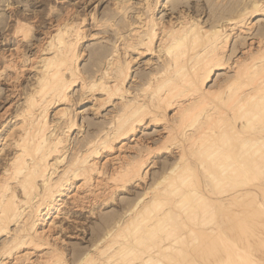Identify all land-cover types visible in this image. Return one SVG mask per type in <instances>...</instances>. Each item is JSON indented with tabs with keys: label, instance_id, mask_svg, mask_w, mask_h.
I'll return each mask as SVG.
<instances>
[{
	"label": "bare ground",
	"instance_id": "1",
	"mask_svg": "<svg viewBox=\"0 0 264 264\" xmlns=\"http://www.w3.org/2000/svg\"><path fill=\"white\" fill-rule=\"evenodd\" d=\"M252 1H254V0H252ZM144 2L147 3V1H145V0H144ZM263 2L264 1H262V4H263ZM161 3H162V0H151V2L149 1V3H147V4L144 3V4L147 5V8L151 11L155 8H158V6H160ZM142 4H143V2H142ZM249 4H250V2H249ZM252 5L255 6V10H254L253 15H255L257 13H263L264 12L263 5H261L259 2H258V4L252 3ZM143 7H146V6H143ZM72 9H73V7H72ZM243 10H244V8H243ZM68 11H70V10H68ZM156 11H158V10H156ZM179 11H181V10H179ZM174 12H176V11L174 10ZM183 12L178 13V14H180V16L178 15L179 18H177V16H176L174 19L169 20V23H167V24L160 21L152 12H151V16H149L148 18L140 19L139 24L135 23V24H138V26H135L134 28L130 29V31L128 32V35L126 34L127 37L123 38L124 43H123L121 53H118V48H115L113 51L111 50L112 52L110 54H107L109 52L106 53L105 51H100L98 53V56L105 58L104 64L102 66L98 67L95 71L93 69V72L90 70L92 73H90V75L87 74L88 76L83 75L81 73L82 71L78 67V63H79L78 59H79L80 54H81L80 50H79V46L82 43V40L87 35V34L86 35L84 34L85 30L81 29V27L78 26L83 21V19L80 20V23L79 22L74 23L70 20V18H69L70 16L67 15L68 14V12H67V14H64V16L61 19L59 18L60 20L57 19L58 21L55 24L51 25L50 32L47 33V36L45 38H43V40H42L41 45L43 47H39L41 49L39 51L40 53H38L39 55L36 56L37 60L35 61V64L33 61V64L31 65V69L32 68L35 69L34 70L35 75L32 76L34 78L33 85L30 83L31 87L29 86L30 90L28 89L29 92L27 94H25L26 96L22 101L21 110L18 107L19 108L18 111H20L17 114L18 116H15L13 122L12 123L10 122L9 125L7 127H5V130H3V132L0 133V154L2 152H4L3 151L4 149H10L11 150V156L7 155V158L5 159V164H4V166L2 165L3 169L0 172V238L3 237L1 239V242H0V264H69L70 262H72L74 260L76 262L75 264H136V263H134L136 261H139L138 264H148V263H154V262L156 263L158 261L156 258L158 256V254H156L157 252L161 253L162 250L165 251L164 249L169 250L168 248H170V250H171V247H173L171 242L167 243L165 246H159L160 244L156 245L154 248L151 246H148L149 247L148 251L150 254H148L147 259L146 258L143 259V258H141L142 256H141V252L139 249L140 243L137 242V243H139V248L137 247L138 244L135 243L136 239H138L139 236L142 237L141 235H143L144 233H148V235H149L153 231L152 228H155L159 225V223H158L159 221H157L158 225L154 224L155 227L153 225H151V222L153 220H156V219L159 220V215H160L161 211H164L167 213L171 210V208L176 209L175 207L168 206V205H167L168 207L165 209V207L163 206V202L158 198L152 199L149 203L146 202L147 204H145V203L142 204L141 207H140V205L142 203L141 202L142 198L141 199L139 198V200H135V201H128V205H130V209L127 211L128 212L127 215H125V216H127L128 221L126 220L127 222L124 225L126 227V230H124V231H129L130 232L129 235L131 237H129V235L127 233L128 236H126V241H124V242H123V240H122V242L118 241L120 243H118L119 244L118 247L117 246L115 247V248H117L116 253H114L115 251H113V255H111L109 257H106V258L104 257V251H105L104 248L105 247H103V245H104V243L107 244V242H109V240L106 241L107 238L111 237L119 229L123 230L122 225L124 223H123V219H121V218H124V216L121 218H118L115 221V223L113 224L116 227L114 228L112 226L113 228H111V229L107 228L106 224L103 221H100V226L97 229L96 240H95V243H93L94 245L91 248L86 247V246L85 247H83V246L79 247V246H75V245H72V246L69 245L70 246L69 248H71V249H69V251L72 252L71 253L72 257L70 258V256H69V258L71 260H69V258L67 257L68 256L67 254L70 253V252L66 251L67 250L66 247L68 244L63 245V242H64L65 238H72V239L78 238V239H80L81 242H84L83 240L85 239L84 237H85V234L87 232V227H86V225L79 223V220L81 218L85 217L84 214L87 213L88 217H94L95 215L97 217L98 212L96 213V211L98 208H103L105 206H108L110 203L115 202V200L117 198L116 197L117 191H119V190L124 191L128 185L136 183L139 180L144 181L145 175H147L146 170L149 166H152L151 164L153 163V161L150 160V158H148V157L145 158V156H147V155H145L144 158H142V156H140V158L137 157L138 158L137 160H127L122 154V152L130 146L129 145L128 147H126L127 141H135V142L137 141V138L135 137V135H138L136 133L140 130V128H142V127L145 128L149 125H157V124L163 123V125H165V126H163V129H168L166 131L167 132L169 131L168 134L171 135L173 127H170L169 125H166V124L169 122L170 118L172 116H174L176 118V120L179 119L180 121L188 118L189 119L188 123L190 121V123L192 124V127L193 128L195 127L196 130H199L202 127L203 128L204 127H208V128L212 127L214 129L215 126L220 127V128L222 126L220 136L221 137L226 136L225 138L228 139L229 130L232 127V123H231L232 118L225 111L224 112L223 111L221 112L219 110L211 111V110H213L212 108H208L206 110L204 109L205 108L204 106L210 102V99L212 97H215V95L217 97V94L214 93L215 91H213L212 89L211 90L207 89L205 82L210 79L211 75H213V73L216 70L224 68L225 62L222 61V57H223L222 55H224L223 51L227 47L226 44L228 43L227 41H228L229 35L233 29H239L240 32L244 31L243 28L247 27V26H245L246 20H243L246 15L245 14H244L245 16L243 15V17H244L243 19L240 18V17H242V15L239 17L240 19L238 18L236 20H233L234 18L233 19L230 18L231 21L228 20L229 22L227 21L224 24H221V25L219 24V26L217 28L215 27L216 29L214 28V29L209 31V30H206L205 28H204L205 29L204 30L202 27H199L198 26L199 24L195 22L196 20L195 21L192 20L190 17H188V15L183 14ZM246 12L248 13V11H246ZM65 13H66V11H65ZM170 17H172V15ZM84 20H85V18H84ZM251 23H253V22L251 21ZM26 24L27 23H25V25H23L22 23H20L18 21L17 24L15 25L18 28L15 27V28H17V30L13 29V31H16V33L20 32V37H19V35L16 37L15 36L16 33L14 35V37L16 39L19 37L17 40H21L22 37L24 36V33L26 35V32H24L25 28H26L25 27ZM248 25H251V24H248ZM28 26H27V29L29 28ZM248 27H250V26H248ZM201 29H203V30L201 31ZM99 32H101V31H99ZM245 33H247V32H245ZM94 36H95L94 34H90V37H94ZM235 36H236V34H235ZM200 37L202 39L201 41H199ZM120 38H121V35L119 36L118 39H120ZM16 39H14V40H16ZM262 39L264 40V38H262ZM22 41H24V40L22 39ZM248 41H250V40H248ZM257 41H258V39H257ZM259 41H261V40H259ZM7 42H8V40H7ZM116 42H118V41H116ZM15 43H17V42H15ZM38 43L40 45V42H38ZM103 43H105V42H103ZM252 43H255L253 38L251 39V41L248 44H252ZM152 45H154V46H152ZM254 45H253V47H254ZM259 45H260V43H259ZM115 46H116V43H115ZM17 48H18V45L16 44L15 49H17ZM20 49H22V48H20ZM244 49H247V48H243V50ZM250 49H251V46H250ZM12 50H14V49H12ZM150 52L153 53V55L156 57L157 62H158V63H156L157 66L153 67L155 64L150 60V58L148 60L146 59V62L144 63V65H145L144 69L148 70V72H145V74H140V77L142 80H144L145 85L143 86V88L141 90L139 88V91H140L139 93L134 92L133 90H130L128 88L129 86H126V84L128 82H130V80L131 81L135 80V79H133V77L131 75L132 74L131 73L132 67H133V65H135V63H138V61L142 57H144L145 54H148ZM9 54H11V53H9ZM17 54H18V50H17ZM19 54H20V50H19ZM14 55H15V53L13 54V57H14ZM34 55H35V53H34ZM34 55H32V56L34 57ZM252 55H253V53H252ZM9 56L11 59L12 55H9ZM15 57H16V55H15ZM243 57H244V55H243ZM1 58H2V56H1ZM29 58H31V57H29ZM32 58H31V60H33ZM256 58H257V61H254V62L250 61L251 59L253 61V58H251L249 60L250 64H247L244 62L242 63V61H240V64H237L238 66H237V68H235L236 72L238 73L241 69L245 70L246 71L245 73H248V71H250V73L251 72L257 73L259 71H260V73H261V71L263 72V70H264V54L262 53ZM6 59H7V57H6ZM18 59H21V58L18 57ZM18 59L16 58V60H18ZM156 59H155V61H156ZM29 61H30V59H29ZM9 62H11V61H9ZM5 63H3V64H5ZM22 64H20V65H22ZM226 64H227V62H226ZM243 64H244V66H243L244 68L243 67L241 68V65H243ZM8 66H10V67L12 66V68H13V66L15 67L16 64L11 62ZM6 68H8V67H6ZM22 68L20 66L18 72L20 71V69L22 70ZM28 68H30V67H28ZM25 69H26V67H25ZM235 69H233V71ZM15 70H16V67H15ZM16 71H14V72H16ZM83 72H84V70H83ZM236 72L234 74H237ZM243 73L244 72L242 71V74ZM262 78H264V76ZM212 79H213V77H212ZM236 79H238V78L236 77ZM74 85H79V89H80L81 94H80L79 99H77L78 101H76L75 104L72 102L74 105V106L73 105L71 106L72 109L70 111H68V108L66 106H63V107L61 106L60 108L56 109L55 105L57 106V105L66 104V103L68 104L69 101L71 102V97H72L71 89H72V86H74ZM228 88H230V86ZM228 88L226 87L227 91L230 90ZM250 88H251V90L249 91V93H247V95L245 94L246 97L243 96L245 98V100H243V101H240V100L235 101V99H234L235 96L231 93L234 96V97L233 96L231 97V98H233L234 102L231 101V104L229 106L227 105L228 107L224 104L225 105L224 107L227 109H230V111H232V109L236 110L235 109L236 107H239L240 109H241V107H244L245 110H243V112L245 111L244 114L247 115V113H249L247 110H249V108L251 110V108L254 105L256 106V104L252 103L251 101H252L253 97L255 96V93L259 92V90L261 89L260 87L256 86L255 84ZM261 91H262V89H261ZM238 97H239V95H238ZM258 97H260V96H258ZM261 97H260V99H261ZM115 99L117 101H115ZM185 99H188V100L184 102ZM236 99H237V97H236ZM229 100H228V103H229ZM249 100H250V102H249ZM257 100H256V102H257ZM224 101H222V102H224ZM253 101H254V99H253ZM88 102L90 103L89 105H91L92 112L98 117L101 115V112L103 111L102 109H104L105 105H107V104H111V105H113L114 108L116 107L117 109H116V112L114 114L111 113L108 125L104 126V125L95 124V129L92 130L93 132L90 134L88 133L87 136L83 137L82 140L77 142V143H79L78 146L75 147V145H72L71 134L74 130L81 132V134L83 133L84 124L82 122L77 124L76 120L80 117V115L82 114V111H83V110H80V107L82 105H84L85 103H88ZM52 106L55 107V109H56L53 112V115H55L59 121H62L61 123L56 122V121L52 122L51 120H49V116H50L49 110H50V108H52ZM111 109H112V107H111ZM169 110H171V112H172L171 115L167 114V111H169ZM108 112H110V111H107V113ZM2 113H4V112H2ZM232 113H233V111H232ZM234 114H235V112H234ZM262 114L264 116L263 111H262ZM245 115H244V117H245ZM248 115H247V117H248ZM255 115L256 114L251 113L252 118L255 117ZM257 116H259V115H257ZM232 117H233V115H232ZM241 118H242V116L240 117V119ZM245 119L246 118H244V120ZM258 119H259V117H258ZM247 120H249V119H246V121ZM106 121H108V120H106ZM186 121H187V119H186ZM233 121H235V120L233 119ZM184 123H186V122H184ZM0 124H2V123H0ZM89 124L93 125V123H91V122H89ZM172 124L175 125L173 122H172ZM177 126L179 127V124H177L175 126V129L178 128ZM160 127H161V125H160ZM245 127L247 130L248 126H245ZM1 128H2V125H1ZM239 128L241 129V127H239ZM232 129L233 128H231L230 132L235 133L236 130L233 131ZM262 129H260V130L262 131ZM178 130H180V128ZM163 131H165V130H163ZM183 131H185V130L183 129ZM202 131H205V130H202ZM160 132L161 131H159V133ZM177 132H176V134H177ZM188 132H186L184 134L182 132V134L187 135ZM236 133H238V132L236 131ZM204 134H206V133H204ZM209 134L212 135L211 131L208 133V135ZM172 135L174 137V133ZM196 135L198 136L197 138H199V136L201 134H196ZM237 135H239V134H237ZM237 135H236V139H238ZM263 135H264V133H263ZM161 136H162V134H161ZM165 136H166V133H165ZM190 137H188V138H190ZM213 137L209 136V138H211V139ZM140 138H139V140H140ZM152 138L154 139V137H152ZM182 138H183V136H182ZM206 138H208L207 135H206ZM232 138H233V136H232ZM202 139L204 141L205 138H202ZM202 139H201L200 145L204 146V144L208 143L209 145L211 144L210 146H213V145L215 146V144L212 141H210L212 143H209L208 140H206L208 142H205V143L203 142L204 143L203 144ZM233 139L236 140L235 138H233ZM257 139H259V137ZM262 139L264 141V137H262ZM142 140L143 139H141V141ZM164 140H166V139H164ZM213 140H215V138H213ZM260 140H261V138L259 139V141ZM145 141H146V143H148L150 141L149 137H145ZM169 141H171V138ZM186 141H189L187 139V137H186ZM199 141H198V145H199ZM232 141L230 142V145L233 144ZM253 142H254V139H253ZM253 142L247 140V141H243L242 143L238 142V145L235 144L234 147L232 146L233 148H235L236 153H238V154H236V155H238V158L243 157V159H244V157H245L244 155H248V153H250L249 151H252V146L255 143H257V142H254V143ZM138 143H140V142H138ZM165 143H166V141H165ZM217 143H218V141H217ZM223 143H225V141ZM185 144H186V142H185ZM192 144H189V146L187 148L183 147L181 149V152H180V155H179V158L177 159V161H184V159H187V155H190L194 158V157H198L202 153L201 152L202 151L201 146L199 148L193 147L194 145L190 146ZM132 145H133V143H132ZM134 145H136V144H134ZM82 146H85V148L82 149L81 148ZM147 146L149 148V144ZM162 147L164 148V146H162ZM208 147H207V145H205V147H203V148H208ZM208 149H210V148H208ZM230 149H232V148H230ZM258 149L255 147L253 154ZM169 150H170V148L165 146V148L162 149L161 152L164 153V152H168ZM128 151H130V150H128ZM145 151H147V147H145ZM155 151H158V150L155 149ZM159 151L157 152V154L159 153ZM204 151H205V149H204ZM217 151H218V149H217ZM217 151H216V149H214V150L211 149L209 151L206 150V153L209 152L207 155L210 157L212 155L214 156V154ZM260 151L263 152L262 149ZM151 152H150V154H151ZM202 154H204V153H202ZM222 154L223 153H221L220 155H222ZM216 155H215V157L211 158L210 162L208 163L209 166H208V164L205 165V163L208 162V159L204 163H202V161L200 162V167H201L202 172L207 171L208 169H211L213 167H215V168L219 167V169L222 173L221 176L227 177L226 176L227 174L225 173L226 171L227 172H230V171L234 172V171L240 169L239 168L240 166H238L236 164H228L227 166L225 165L226 167H224V169H222V167L224 165L217 163L218 157H216ZM3 156H5V155H3ZM205 156H206V154H205ZM218 156H219V154H218ZM224 156L225 157L227 156V158L231 157V156H228L227 154L223 155L222 157H224ZM151 161H152V163H151ZM195 161H197V160H195ZM228 162L229 161H227V163ZM179 164H180V162H179ZM109 165H111V167H110L111 171L109 170V167H108ZM185 166H188V165L185 164ZM252 166H254V165L252 164ZM163 167L166 169L168 167V164L163 163L162 167H160V168H162L161 170L164 169ZM180 167L181 166L179 165V168ZM208 167H210V168H208ZM107 170L110 171V173L108 175L111 174V176H109V178H111L113 180L112 185H110L104 179V175H106ZM175 170H177V169H175ZM212 173L213 172L210 173V176H212L211 178L215 177V175ZM208 175H209V173H208ZM200 176H201V174H200ZM183 179L181 178V181L179 180L180 183L183 181ZM196 179H198V178H196ZM251 180H253V178ZM185 182H187V181H185ZM219 182H220V180H219ZM170 183L168 185H171ZM136 185H137V183H136ZM181 185H182V183H181ZM213 185L216 186V182ZM202 186H203V184H202ZM175 187L176 186H174V189H173L174 192H175ZM204 188H206V186ZM207 188H209V187H207ZM230 189H232V188H230ZM257 189H258V187H257ZM261 189H264V187L263 188L261 187ZM206 190H208V189H206ZM163 191H164V189H163ZM171 191H172V188H171ZM171 191L169 194H171ZM176 191H178L177 187H176ZM203 191H204V189H203ZM236 192L237 191H233V192H231L232 193L231 195H228V196H230V198H233L231 203L233 201H235L234 197H235ZM176 193H178V192H176ZM165 194L167 195L166 192H164V195ZM194 194H195V197H197V199L198 198L203 199L205 197L204 194H200L199 191L195 192V193L193 192L192 196ZM164 195H163V197H164ZM171 195H173V194H171ZM188 195H187V197H188ZM174 197H175V195H174ZM175 198H177V197H175ZM175 198H173V200ZM197 199H196V201H197ZM226 199H227L226 201H229L228 198H226ZM178 200L180 201V199H178ZM204 200H205V198H204ZM211 200L215 201L214 199H211ZM181 201H182V199H181ZM213 201H211V202H213ZM219 201H221V200H219ZM183 202L184 201H182V204H183V206H185V204ZM211 202L209 203L210 205H211ZM216 202H218V201H216ZM216 202H213V204ZM168 203H170V202L168 201ZM180 203L181 202H178L176 204H180ZM241 203H242V201H241ZM236 204H238V203H236ZM206 205H208V204H206ZM235 205H233V206H235ZM179 207H181V206H179ZM213 208H215V207H213ZM205 209H203V210L205 211ZM208 209H210V208L208 207ZM224 209H225V207H224ZM252 210H254V209H252ZM196 212H198V211H196ZM171 213L172 212H170V214ZM185 213H184V215H185ZM200 213H202V212H200ZM207 213H210V211H208ZM257 213H258V211H257ZM163 214H161V215H163ZM233 214H234V212H233ZM236 214H238V213H236ZM166 215L164 214L163 216L166 218ZM209 215H208V217H209ZM199 216L195 217V218H197V220H199V219L201 220L202 218H200ZM246 216H247V214H246ZM250 216H252V215H250ZM179 217H180V215H179ZM192 217H194L193 214H192ZM223 217H225V216H223ZM98 218H99V216H98ZM189 218H190V216H189ZM120 220H122V221H120ZM239 220L241 221V219H239ZM162 221H164V220H162ZM204 221H207V220H204ZM199 222L200 221H198V223ZM234 222H235V220H234ZM153 223H155V222H153ZM238 223H239V221L237 222V224ZM243 223H244V221H243ZM243 223H242V225H243ZM204 224H205V222H204ZM167 225L168 224H166L165 226H167ZM179 225H181V224H179ZM121 226H122V228H121ZM212 226L210 228H212ZM230 226H229V228H233ZM241 227L243 228V226H241ZM198 229L201 232L202 228H198ZM199 230H197V232ZM203 230H202V232H203ZM210 230H212V229H210ZM241 230L240 231L238 230V231L241 232ZM246 230H248V229H246ZM168 231H170V230L168 229ZM204 231H206V230H204ZM165 233H167V231L164 232V234ZM241 233L243 234V232H241ZM80 234H82V237L80 236ZM171 234H173V231ZM189 234L194 237L193 233H189ZM210 235H211V233H210ZM210 235H208V236H210ZM114 236H118V235H114ZM175 236H176V234H175ZM181 236H183V235H181ZM192 236H190L191 239H192ZM199 236H201V235H199ZM252 236H254V234ZM166 237H167V234H166ZM211 237H213V236L211 235ZM244 237H246V236H244ZM114 238L115 237H113V239ZM172 238H173V236H172ZM183 238H180V239H183ZM180 239H178V240H180ZM187 239H188V237H187ZM200 239H203V238H200ZM209 239H211V238H209ZM174 240H175V238H174ZM180 242L182 243V241H179V242L177 241V243L181 244ZM197 242H199V241H197ZM189 244H190V241H189ZM115 245H117V242L115 243ZM142 245H145V244H142ZM154 245H152V246H154ZM194 245H193V247H194ZM199 245H200V243H199ZM210 245L214 246V244H210ZM107 246H109V245H107ZM181 246H182V244H181ZM209 246L206 244L207 248H205V242H204L205 250L208 249ZM211 246L209 247V250L211 249L210 252H212V248H213V246L212 247ZM143 247L145 249V246H143ZM143 247H141V248H143ZM197 247H194V249ZM214 248H215V246H214ZM109 249H112V248H109ZM199 249H200V246L197 249L198 252L200 251ZM170 250H169V252H170ZM176 250H177V252L176 251H174V252L178 253V249H176ZM180 250L183 251L181 248H180ZM189 250L191 251V248ZM195 250H194V252H195ZM205 250L203 249V251H205ZM209 250H207V251H209ZM231 250H233V249H231ZM106 251H107V249H106ZM215 251H216V249H215ZM154 252H155V254H154ZM174 252L171 250L170 253H174ZM163 253H165V252H163ZM163 253H162V255H165ZM180 253H182V252H180ZM213 254H214V252H213ZM155 255H156V257H155ZM162 255H160V256H162ZM187 255H188V253H187ZM209 255L211 256V254H209ZM232 255H233V253H232ZM169 256L171 257V255L168 254V257ZM183 256L185 257V254ZM204 256L205 255H203V257ZM212 257H213V255L211 256V258ZM243 257H244V255H243ZM163 258L165 259V256H163ZM163 258H162V260H163ZM180 258H183V257H181V255H180L179 260H180ZM200 258H202V257L200 256ZM231 259L232 258H230V260ZM165 260H167V259H165ZM168 260H167V262H168ZM186 260H187V258H186ZM188 260H187V263H190V262H188ZM235 260H236V258H235ZM235 260H234V262L236 263ZM206 261H207V258H206ZM232 261L233 260H231V262ZM240 261H242V260H240ZM173 262H175V261H173ZM179 262H178V264H179ZM207 262L209 263V261H207ZM196 263L198 264V262H196ZM176 264H177V261H176ZM232 264H234V263H232ZM243 264H245V263H243Z\"/></svg>",
	"mask_w": 264,
	"mask_h": 264
},
{
	"label": "rangeland",
	"instance_id": "2",
	"mask_svg": "<svg viewBox=\"0 0 264 264\" xmlns=\"http://www.w3.org/2000/svg\"><path fill=\"white\" fill-rule=\"evenodd\" d=\"M145 1H147V3H149V1L151 2V0H145ZM248 1L250 2V4ZM248 1L247 0H162V3H161V5L163 4L162 6L160 5V6H158V8H155V9L150 11L147 8V5H145L147 3L144 2V0H0V123H2V124H0V133L3 132V130H5V127H7L10 122L11 123L13 122L15 116H18L17 114L20 112L18 110H19V108L21 110V104H22L23 99L26 96L25 94H27L29 92L28 89L30 90V87H31L30 85L31 84L33 85L34 78L32 76L35 75V72H34L35 69L34 68L31 69V65L33 64V61L35 64V61L37 60L36 56L39 55L38 53H40L39 51L41 49L39 47H43L41 45L43 38H45L47 36V33L50 32L51 25L55 24L58 20H60L64 16V14H67V12H68L67 15L70 16V17L69 16L68 17L70 18V20L72 22H74V23L79 22L80 23L81 19H83V21H84V22L82 21L78 25L81 27V29L85 30V32L83 31L84 34L85 35L87 34L79 46V50H80L81 54H80V57L78 59V62H79L78 67L82 71L81 73L85 76L90 75V73L93 72V69L95 71L98 67H100L104 64L105 58L98 56V53L100 51H105L106 53L109 52L107 54H110L115 48H118V53H121L123 43H124L123 38L127 37L126 34L128 35V32L130 31V29L134 28L135 26H138L140 19L148 18L149 16H151V12L160 21L167 24V23H169V20L174 19L176 16H177V18H179L180 14H178V13H182L184 11L183 14L188 15V17H190L194 21L196 20L195 22L199 24L198 25L199 27H202L203 29L205 28L206 30H209V31L214 29L215 27L217 28L219 26V24L221 25V24L226 23L228 20L231 21V19H233V18H234L233 20H236L241 15H242V17H240V18L243 19L244 14L246 15V16L244 15L245 18L243 19V20H246L245 23L251 24V25L245 24V26H247V27H244L243 28L244 31H242V32H240L239 29H233L231 31L232 34L230 33L228 41H227L228 43L226 44L227 49L226 48L224 49V51H223L224 55H222L223 56L222 61L225 62L224 68L216 70L213 73V75H211L210 79L205 82L207 89L208 90L212 89L213 91H215L214 93L217 94V97H216V95H215V97H212L210 99V102L204 106L205 107L204 109L206 110L208 108H212L213 110H211V111L219 110L221 112L225 111L226 113H228V115L232 118V120L230 119L231 123H232L231 128H233L232 130L233 131L236 130L238 133H236V131H235V133L230 132L231 131V128H230L229 134H228V139H229L228 140L227 138H225L226 136H224V137L220 136L222 126H221V128L215 126L214 129L212 127L211 128L209 127L211 130L208 127H204V128L202 127L199 130H196L195 127L194 128L192 127V124L190 123V121L188 123V120H189L188 118H186L187 121H186V119H183V120H181L182 121L181 122L179 119L176 120V118L174 116H172L170 118L169 122L166 124V125H169L170 127H173V130L171 133L172 134L174 133V137L172 134L171 135L168 134L169 131L168 132L166 131L168 129H163V126H165V125H163V123L157 124V125H149L145 128H143V127L140 128V130L136 133L138 135H135V137L137 138V141L136 142L135 141H127L126 147H128L129 145L130 146L128 148H126L122 152V154L127 160H137L138 159L137 157L140 158V156H142V158H144V156L147 155V156H145V158L148 157V158H150V160L153 161V163L151 161L152 166H149L146 170L147 171L146 172L147 175H145L146 179L144 178V181L143 180L137 181L136 182L137 185H136V183L128 185L127 186L128 189L126 188L124 191L123 190L117 191V194H116V197H117L116 200L117 201L115 200V202L110 203L108 206H105L103 208H98L96 211V213L98 212L97 217H96V215L94 217H88L87 213H85L84 216L85 217L87 216V217L86 218L83 217L79 220V223H82L83 225H86V227H87V232H86L85 237H84L85 239L83 240L84 242H81L80 239H78V238H75V239L74 238L73 239L72 238H65L66 241L64 240L63 245L68 244L66 247L67 248L66 251L70 252L69 249H71V248H69V247L72 245L79 246V247H82V246L85 247L86 246V247L91 248L94 245L93 243H95L96 236H97V229L100 226V221H103L106 224L107 228L111 229L113 227L114 228L116 227L113 225L115 223V221L118 218H121L124 216V218H121V219H123V223H124L122 225L123 230L119 229L117 232H115L111 236L112 238L111 237H109L110 239L107 238L106 241L109 240V242H107V244L104 243L105 246L103 245V247H105L104 248V250H105L104 251V257L106 258V257L113 255V251H115L114 253H116V251H117L116 250L117 248H115V247L116 246L118 247V245H119L118 243L122 242V240H123V242L126 241V236H128L130 234L129 231H124V230H126V227L124 225L128 221L127 216H125V215H127V213H128L127 211L130 209V205H128V201H135V200H139V198L140 199L142 198V201H141L142 203L140 205V207H141L142 204H144V203L147 204L152 199L158 198L163 202V206L165 207V209L168 206L175 207L176 209L171 208V210L167 213L164 211H161L160 215L163 213L165 215L167 214L166 218L163 216L164 214L161 215L163 218L159 215V220L156 219V220H153L151 222V225H153L154 227H155V225H158V223L160 226L158 225L157 227H155L156 229L152 228L153 231L150 233L151 235L150 234L148 235V233H144L143 235H141L142 237L139 236L140 238L138 237V239H136L135 243L138 244L137 245L138 248H139V243H140L139 249H140L141 256H142L141 258H143V259L148 258L147 256H148V254H150L148 251L149 250L148 246H151L154 248L156 245L160 244L159 246H165L167 243L171 242V244L173 246V247H171V250L173 252L174 251L177 252L176 249H178L179 254L176 252L170 253L171 252L170 248H168L170 250V252H169V250H166V249H164L165 251L162 250L161 253L157 252L156 254H158V256H159V257L158 256L156 257V255H155V257L158 260L156 262L157 264H159V263L160 264H176V261H177V264L179 261H180L179 264H195L196 262H198V264H207L208 263L207 261H209L208 264H232V263H234V264H240V263L241 264H243V263H245V264H263L264 263V245H263L264 244V193H263L264 189H261V187L262 188L264 187V162H263L264 161V141L262 139V137H264V135H263V133H264L263 132L264 131V116L262 114V111L264 113V106H263L264 105V102H263L264 101V78H262L264 76V70H263V72L261 71V73H260V71L257 73H252V72L250 73V71H248V73H245L246 71L241 69L244 72L242 74L241 70L239 71L240 73L239 72L237 73L236 69H235L238 66L237 64H240V61H242V63L244 62V63L250 64V61L251 62L257 61L256 57H258L262 53L264 54V48H263L264 47V40L262 39V38H264V12L263 13H257L255 15H253L254 10H255V6L252 5V3L258 4V2H259L261 5H263V8H264V2L262 4V1H264V0H254V1L248 0ZM142 2H143V4H142ZM143 6H146V7H143ZM72 7H73V9H72ZM243 8L245 11L243 10ZM68 10H70V11H68ZM156 10H158V11H156ZM174 10L176 12H174ZM179 10H181V11H179ZM65 11H66V13H65ZM246 11H248V13ZM171 15H172V17H170ZM84 18H85V20H84ZM18 21L20 23H22L23 25H25V23H27L25 26L26 27L25 31H24V32H26V35L23 32L25 37L24 36L22 37V39L24 41H22V39L17 40L20 37V32L16 33V31H13V29L17 30L18 27L15 25L17 24ZM251 21L253 23H251ZM135 23H138V24H135ZM27 26L29 27L28 29H27ZM248 26H250V27H248ZM15 27H17V28H15ZM203 29H201V31ZM98 30L101 32H99ZM248 31L249 32L251 31V32L249 33ZM245 32H247V33H245ZM15 33H16V35H15ZM89 33L94 34L95 36L90 37ZM235 34H236V36H235ZM14 35L16 37L19 35V37L16 39L14 37ZM120 35H121V38L118 39ZM252 38L254 39L255 43L248 44ZM14 39H16L17 41ZM199 39H198L199 41L202 40L201 37ZM257 39H258V41H257ZM7 40H8V42H7ZM248 40H250V41H248ZM259 40H261L262 42ZM102 41L105 43H103ZM116 41H118V42H116ZM15 42H17V43H15ZM38 42H40V45ZM115 43H116V46H115ZM259 43H260V45H259ZM16 44L18 45V48L20 47L22 49H20V48L15 49ZM253 45H254V47H253ZM152 46H154V45H152ZM250 46H251V49H250ZM243 48H247L248 50L244 49L246 51L245 52L243 50ZM12 49H14V50H12ZM17 50H18V54H17ZM19 50H20V54H19ZM9 53H11V54H9ZM14 53H15L16 57H15V55L13 57ZM34 53H35V55H34ZM150 53L145 54V56L140 59L141 61L140 60L138 61L139 64L135 63V65H133V67H132V70H131L132 74L131 75H132L133 79H135V80L134 81L130 80V82H128L126 84V86H129L128 88L130 90H133L134 92L139 93L140 92L139 88L141 90L143 88V86L145 85L144 80H142L140 77V74H145V72H148V70L144 69L145 68L144 63L146 62V59L148 60L150 58V60L155 64L153 67L157 66L156 63H158V62H157L156 57L153 55V53H151L152 55ZM252 53H253V55H252ZM9 55H12L11 59H10ZM32 55H34V57ZM243 55H244V57H243ZM1 56H2V58H1ZM6 57H7V59H6ZM18 57L21 59H18ZM29 57H31V58L33 57L32 58L33 60H31V58H29ZM16 58L19 61L16 60ZM251 58H253V61ZM29 59H30V61H29ZM155 59H156V61H155ZM9 61L16 64L15 67H16L17 71L15 70L14 66H13V68H12V66L11 67L8 66L11 63ZM226 62H227V64H226ZM3 63H5V64H3ZM20 64H22V65H20ZM20 66H21V68L23 66L24 67L22 68V70L20 69V71H19L20 73H19L18 70H19ZM27 66L30 68H28ZM243 66H244V64L241 65V68ZM6 67H8V68H6ZM25 67H26V69H25ZM233 69H235L234 71L237 74H234L235 72L233 71ZM13 70L16 72H14ZM83 70L85 73L83 72ZM233 76L234 77L236 76L238 79H236V77L234 78ZM212 77H213V79H212ZM254 84L256 86L260 87L262 89V91L260 89L259 92L255 93V96L253 97L254 101L252 99L251 102L255 103L256 106L254 105L251 108V110H250V108H249V110H247L249 112V113H247V115L249 114L248 117H247V115L244 114L245 111L243 112V110H245L244 107H241V109L239 107H236V108L234 107L236 110L232 109L233 113H232V111H230V109H227L224 107L225 105L229 106L231 104V101L234 102L233 98H231L233 95L235 96V97L233 96L235 101L236 100H238V101L239 100L240 101L245 100L244 97H246L247 93H249V91L251 90L250 87H252ZM229 86H230V88H228ZM226 87L230 90L227 91ZM71 93H72L71 102L69 101L70 103L68 102V104L66 103V104H60L57 106L55 105L56 109L60 108L61 106L62 107L66 106L68 108V111H70L72 109L71 106L73 105V103L75 104V102L78 101L77 99H79L80 94H81L80 89H79V85L72 86ZM238 95L240 98L238 97ZM258 96H260V97L262 96L263 98L261 97V99H260V97H258ZM236 97H237V99H236ZM255 99L256 100L258 99L257 102ZM187 100L188 99H185L184 102ZM228 100H229V103H228ZM115 101H117V100L115 99ZM222 101H224V102H222ZM249 102H250V100H249ZM89 104L90 103L88 102V103H85L84 105H82L80 107V110H83V111H82V114L80 115V117L76 120L77 124H79L81 122L84 124L83 129L85 132L83 131V133L81 134V132H78L77 130L73 129L74 131L71 134L72 145H75V147L78 146V144H79L77 142L82 140L83 137L87 136L88 133L90 134L93 132L92 130L95 129V124L104 125V126L108 125L111 113L114 114L116 112V109H117L116 107L114 108L113 105L107 104V105H105L104 109H102L103 111L101 112V115L98 117L92 112L91 105H89ZM55 107L52 106V108H50V110H49V113H50L49 120H51L52 122L56 121V122L61 123L62 121H59L57 119V117L55 115H53V112L56 110ZM111 107H112V109H111ZM107 111H110V112L107 113ZM2 112H4V113H2ZM234 112H235V114H234ZM171 113H172L171 110L167 111V114L171 115ZM251 113L256 114L255 115L256 118L255 117L252 118ZM231 114L233 115L234 118L232 117ZM244 115H245V117H244ZM257 115H259V116H257ZM241 116H242V118L240 119ZM258 117H259V119H258ZM244 118L249 119V120L246 121V119L244 120ZM233 119L236 122L233 121ZM106 120H108V121H106ZM183 121L186 123H184ZM89 122L93 123V125L89 124ZM172 122L175 125H173ZM176 123L179 124V127L177 126L178 128L175 129V126L177 125ZM1 125H2V128H1ZM160 125H161V127H160ZM245 126H248L247 130H246ZM186 127L187 128L189 127V128L187 129ZM239 127H241V129ZM179 128H180V130H178ZM162 129L165 131H163ZM183 129L185 131H183ZM260 129H262V131ZM202 130H205V131H202ZM159 131H161L160 133L162 134V136L159 133ZM210 131L214 137L211 134L208 135V133ZM176 132L178 135L176 134ZM182 132H183V134L188 132V134H187L188 136L183 135ZM203 132L206 134H204ZM165 133H166V136H165ZM196 134H201L200 136L202 138H205L204 141L200 136H199V138H197L198 136ZM237 134H239V135H237ZM206 135L208 138H209V136L215 138V140H213V138L212 139L209 138L210 139L209 140L208 138H206ZM236 135H237L238 139H236ZM182 136H183V138H182ZM190 136L191 137L193 136V137L191 138ZM232 136L236 140H234L232 138ZM145 137H149L150 141L148 143H146ZM152 137H154V139ZM169 137L171 138V141H169L170 140ZM186 137L189 141H186ZM188 137H190V138H188ZM258 137H259V139L261 138L260 141H259V139H257ZM139 138H140V140H139ZM141 139H143V140L141 141ZM164 139H166V140H164ZM201 139H202V143L209 141V143L213 142L215 144V146L214 145L210 146L211 144L209 145L208 143H206V144L203 143L204 146L200 145ZM253 139H254V142H257V143H255L252 146V151H249L250 153H248L249 156L244 155L245 156L244 159H243V157L238 158V155H236L238 153H236L235 148H233L235 146V144L238 145V142L242 143L243 141H247V140L253 142ZM197 140L198 141L200 140L199 145H198ZM206 140H208V141H206ZM230 140L231 141L233 140L232 142L234 145L232 143H231L232 145H230V142H231ZM165 141H166V143H165ZM210 141H212V142H210ZM217 141H218V143H217ZM224 141H225V143H223ZM138 142H140V143H138ZM185 142L187 145L185 144ZM132 143H133V145H132ZM134 144H136V145H134ZM144 144L145 145L149 144V148L147 145L145 146ZM189 144H192L190 146L194 145L193 147H198V148L201 146V150H202L201 152L204 154L201 153L198 157H194V158L190 155H187V159H184V161H177V159L179 158L181 149L183 147L187 148L189 146ZM205 145H207V147L209 146L208 148H210V149L203 148V147H205ZM144 146L147 147V151H145ZM162 146H164V148L166 146V147L170 148V150L168 152L163 153V152H161V150L164 149ZM255 147L257 149L258 148L260 149L262 147L261 149L263 152L260 151L261 149L260 150L258 149L253 154ZM81 148L83 149V148H85V146H82ZM213 148L216 149V151L218 149L219 152L217 151L214 154V156L212 155L209 157L207 155L209 152L206 153V150L207 151H209L211 149L214 150ZM230 148H232V149H230ZM155 149H157L158 151L160 150L158 154H157L158 151H155ZM204 149H205V151H204ZM128 150H130V151H128ZM3 151L4 152L1 153L2 155L0 154V161H1L0 162V168H1L0 172L3 169L7 155L11 156V150L10 149H4ZM150 152H151V154H150ZM220 152L223 154L220 155L221 154ZM205 154H206V156H205ZM218 154H219V156H218ZM226 154L228 156H231L232 158L231 157L227 158V156L222 157L223 155H226ZM3 155H5V156H3ZM215 155H216V157H218V162L217 161L216 162L224 165L222 167V169H224V167H226L228 164H236V165L240 166L239 168L241 170L238 169L234 172L230 171L231 173L226 171L225 173L227 175L226 174L225 175L227 177L221 176L222 173H221L219 167L218 168L213 167L211 169H208L207 171L202 172L201 167H200V162L202 161V163H204L208 159V162L205 163V165H207L210 162L211 158L215 157ZM194 159L197 160L198 162L195 161ZM227 161H229V162L227 163ZM179 162H180V164H179ZM163 163L168 164V167L166 169L163 167L164 169L161 170L162 168H160V167H162ZM185 164L188 166H185ZM252 164L254 166H252ZM179 165L181 166L180 168H179ZM208 166H209V164H208ZM108 167L110 170L111 165H109ZM174 168L177 170H175ZM208 168H210V167H208ZM109 170H107L106 175H104V179L110 185H112L113 180L111 178H109V176H111V174L108 175L111 171V170L110 171ZM211 172H213L212 174H214L215 177L211 178L212 177V176H210ZM208 173H209V175H208ZM200 174H201V176H200ZM181 178L182 179L184 178L183 181L181 182L182 185L180 183ZM196 178H198V179H196ZM252 178H253V180H251ZM219 180H220V182H219ZM185 181H187V182H185ZM215 182H216V186L213 185V184H215ZM169 183L171 185H168ZM202 184L204 187L206 186V188H204L202 186ZM174 186L177 187L178 191H176V187H175V192H174V190H173ZM207 187H209V188H207ZM257 187H258V189H257ZM171 188H172V191L174 193L171 191ZM230 188H232V189H230ZM163 189H164V191H163ZM203 189H204V191H203ZM206 189H208V190H206ZM197 190L199 191L200 194H204L205 200H204V198L203 199H199V198L197 199V197H195V194L192 196L193 192L194 193L198 192ZM170 191H171V194H173V195L169 194ZM233 191H237V192H236L235 197H234L235 201H233L232 202L233 204H232L231 201L233 198H230V196H228V195H231L232 194L231 192H233ZM164 192H166L168 196L166 194L164 195ZM176 192H178V193H176ZM163 195H164V197H163ZM174 195L177 198H175ZM187 195H188V197H187ZM173 198H175V199L173 200ZM226 198H228L229 201H226L227 200ZM178 199H180V201ZM181 199H182V201H184L183 203L185 204V206H183ZM196 199H197V201H196ZM211 199H214L215 201H213ZM186 200L187 201L189 200V201L187 202ZM219 200H221V201H219ZM168 201L170 203H168ZM211 201H213V202L218 201V202L213 204V202H211ZM241 201H242V203H241ZM178 202H181V203L176 204ZM210 202H211V205L209 204ZM236 203H238V204H236ZM206 204H208V205H206ZM233 205H235V206H233ZM179 206H181V207H179ZM208 207L210 209H208ZM213 207H215V208H213ZM224 207H225V209H224ZM203 209H205V211ZM252 209H254V210H252ZM195 210L198 212H196ZM208 211H210V213H207ZM257 211H258V213H257ZM170 212H172V213L170 214ZM200 212H202V213H200ZM233 212H234V214H233ZM184 213H185V215H184ZM236 213H238V214H236ZM192 214L194 217H192ZM246 214H247V216H246ZM179 215H180V217H179ZM208 215H209V217H208ZM250 215H252V216H250ZM98 216H99V218H98ZM189 216H190V218H189ZM198 216L202 219L197 220V218H195V217H198ZM223 216H225V217H223ZM239 219H241V221ZM162 220H164V221H162ZM204 220H207V221H204ZM234 220H235V222H234ZM120 221H122V220H120ZM157 221H159V222L157 223ZM198 221H200V222L198 223ZM238 221H239V223L237 224ZM243 221H244V223H243ZM153 222H155V223H153ZM204 222H205V224H204ZM241 222L243 223V225ZM166 224H168V225L165 226ZM179 224H181V225H179ZM122 226H121V228H122ZM211 226H212V228H210ZM229 226L233 227V228H229ZM241 226H243V228ZM198 228H202L201 232L203 229L206 231L203 230V232L201 233ZM168 229L170 231H168ZM210 229H212V230H210ZM246 229H248V230H246ZM171 230L173 231V234H171L172 233ZM197 230H199V231L197 232ZM238 230L239 231L241 230V232H243L244 235L241 232H239ZM166 231H167V233L164 234V232H166ZM127 233H128V235H127ZM189 233H193L194 237L195 236L196 237L194 238ZM210 233L213 237L214 236L215 237L214 238L211 237ZM252 233L254 234V236H252L253 235ZM166 234H167V237H166ZM175 234H176V236H175ZM114 235H118V236H114ZM181 235H183V236H181ZM199 235H201V236H199ZM208 235H210V236H208ZM80 236L82 237V234H80ZM172 236H173V238H172ZM190 236H192V239ZM244 236H246V237H244ZM113 237H115V238L113 239ZM129 237H131V236L129 235ZM187 237H188V239H187ZM2 238L3 237L0 238V242H1ZM174 238H175V240H174ZM177 238L178 239L183 238V239L178 240ZM200 238H203V239H200ZM209 238H211V239H209ZM118 241H120V242H118ZM177 241L178 242L182 241V243L180 242L182 244V246H181V244L177 243ZM189 241H190L191 245L189 244ZM197 241H199V242H197ZM116 242H117V245H115ZM137 242H139V243H137ZM204 242H205V248H207L206 244L208 246L210 244H214L215 248L212 245L213 246L212 252H210L211 249L209 250V247L211 245L208 247V249L205 250ZM141 243L145 244V245H142ZM199 243H200V245H199ZM107 245H109L110 247ZM152 245H154V246H152ZM193 245H194V247L198 246L197 248H195L196 250L194 249ZM143 246H145V249ZM199 246H200V249H199L200 251L198 252L197 249L199 248ZM141 247H143V248H141ZM179 247L184 252L181 251ZM109 248H112V249H109ZM190 248H191V251L189 250ZM106 249H107V251H106ZM203 249L205 251H203ZM215 249H216V251H215ZM231 249H233V250H231ZM194 250H195V252H194ZM207 250H209V251H207ZM163 252H165V253H163ZM180 252H182V253H180ZM186 252L188 253V255ZM213 252H214V254H213ZM71 253L72 252L69 253L70 255L67 254L68 258H69V256H70V258L72 257ZM162 253L165 255H162ZM232 253H233V255H232ZM154 254H155V252H154ZM168 254L171 255V257L170 256L168 257ZM184 254H185V257L183 256ZM209 254H211V256L213 255V257L211 258V256ZM160 255H162V256H160ZM180 255L183 258H180V260H179ZM203 255H205V256L203 257ZM243 255H244V257H243ZM163 256H165V259H167V260L169 259L168 262H167V260H165L163 258ZM200 256L202 258H200ZM70 258H69V260H71ZM162 258H163V260H162ZM170 258L171 259L173 258L172 260L175 262H173ZM186 258H187V260L188 259L190 260V261L188 260V262H190V263H187ZM206 258H207V261H206ZM230 258H232L231 259V260H233L232 262H231ZM235 258H236V260H235ZM234 260L236 261V263L234 262ZM240 260H242V261H240ZM75 263L76 262L74 260V261L70 262L69 264H75ZM134 263L138 264L139 261H136ZM154 263H148V264H154Z\"/></svg>",
	"mask_w": 264,
	"mask_h": 264
}]
</instances>
